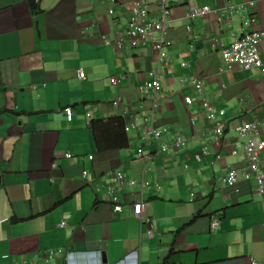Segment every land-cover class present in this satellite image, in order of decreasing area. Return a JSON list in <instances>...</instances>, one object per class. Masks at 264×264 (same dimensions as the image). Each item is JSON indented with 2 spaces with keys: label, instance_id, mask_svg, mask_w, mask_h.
Masks as SVG:
<instances>
[{
  "label": "crops",
  "instance_id": "1",
  "mask_svg": "<svg viewBox=\"0 0 264 264\" xmlns=\"http://www.w3.org/2000/svg\"><path fill=\"white\" fill-rule=\"evenodd\" d=\"M137 1L37 0L33 13L28 0H0V264L39 263L58 249L74 254L75 264H96V252L105 264L132 253L138 264H264V200L255 182L234 190L216 184L246 167L245 140L235 129L248 122L264 129V40L259 69L228 70L221 58L222 47L264 29V0L172 4L162 62L152 47L127 46ZM146 1L154 21L159 0ZM249 2L251 10L217 20L229 4ZM190 3L211 12L189 20ZM251 16L255 22L243 26ZM149 70L161 83L154 110L144 94ZM194 79L203 81L217 120L224 111L219 145L202 97L186 83ZM119 118L129 130L101 128L98 148L91 122ZM149 128L168 129L169 148L159 156ZM177 135L186 140L180 149L171 145ZM202 148L207 154L197 161ZM139 150L148 159H139ZM114 173L128 182L115 191L121 213L108 192ZM138 203L145 205L141 220L132 216ZM213 220L219 227L211 232ZM54 264L67 263L57 256Z\"/></svg>",
  "mask_w": 264,
  "mask_h": 264
},
{
  "label": "built area",
  "instance_id": "2",
  "mask_svg": "<svg viewBox=\"0 0 264 264\" xmlns=\"http://www.w3.org/2000/svg\"><path fill=\"white\" fill-rule=\"evenodd\" d=\"M111 4H116L119 0H106ZM183 5L181 0H159L156 4L157 17L154 21L149 19V14L151 11L150 4L146 0H138L131 12L127 22V27L124 32L125 40L128 43V47L135 49L138 47H152L159 57V62H162L164 57V45L166 40V34L171 28V5ZM188 12L186 17L189 20H195L196 18H202L208 15L211 10L208 7L199 8L191 3L186 6ZM254 7V2H249L244 5L239 4H229L226 7V13L221 12L217 20L220 21L223 18L230 19L233 15L240 13V11H249ZM109 14L112 11L109 10ZM255 22L254 18L251 16L243 21V26H250ZM190 27H186V31H190ZM103 42H107L105 37H102ZM264 40V29L251 31L245 33L242 37L236 39L227 47L221 48V58L226 69L231 70L234 66H237L243 71H249L251 69H259L263 66L261 60L259 46ZM115 45L120 48L122 46V41L119 40L115 42ZM182 67H187L186 63L181 64ZM148 81L144 85V94L151 99V107L154 110L157 107V100L161 92V83L159 80L158 73L153 70H149L146 73ZM78 77L84 79L85 75L82 70L79 71ZM192 89L202 97L201 104L206 110V119L212 122V133L214 142L219 145L226 130V124L223 121L224 111H219L218 115L220 120H217V115L214 112L213 106L207 101L203 96L204 83L200 79L186 80ZM118 102H114L118 105ZM184 102L187 106L192 105V99L190 97H185ZM66 118L69 122L73 120V111L71 108H66L64 110ZM129 128L125 127V131ZM146 135L151 136L153 139L159 142V149L156 152V156L161 155L166 152L169 148L168 143H165L164 138L169 134L168 129H155L149 128L145 129ZM235 132L240 139L245 140V154H246V167L239 173L234 169H230L228 173L217 179V187H226L228 189H236L240 181L244 183H249L254 181L256 184V194L264 200V129L260 124L256 122H248L239 125ZM186 144V140L177 135L172 139L171 145L180 149ZM207 154L206 148H202L200 152L196 155V160L200 161V155ZM232 155L237 156L238 152L232 150ZM137 157L139 159H148L145 157L141 150L138 151ZM70 158V155H67ZM92 160V157L89 158ZM86 174V172H84ZM126 179L121 173H114L110 176V184L108 186V192L110 195V202L114 205V212L121 213L122 206L118 203L115 196V191L125 185ZM193 196V195H192ZM132 216L138 219H142L145 213V205L142 203L133 204ZM144 223L147 224V234L152 237L154 233V227L151 225L149 219H144ZM65 223L62 222L60 227H64ZM219 224L217 220H213L210 225V231L214 232L218 229ZM57 256H62L67 264L74 263V254L66 252L64 250H50L44 252L39 256V263L22 261L17 264H54V260ZM97 258L96 264L102 263V254L99 252L94 253ZM133 261V264H138L137 253H132L126 258H124L119 264H129Z\"/></svg>",
  "mask_w": 264,
  "mask_h": 264
},
{
  "label": "trees",
  "instance_id": "3",
  "mask_svg": "<svg viewBox=\"0 0 264 264\" xmlns=\"http://www.w3.org/2000/svg\"><path fill=\"white\" fill-rule=\"evenodd\" d=\"M28 3H29V7L33 13H37L39 11V6L37 3V0H28ZM110 125H114L116 128L121 129L123 131V133L125 134L124 122L120 118L119 119H110L106 122H104V121H93V122H91L90 128H91V131L93 133V136H94V139H95V142H96V145L98 146V148H100V146L102 145L100 138H99L100 129L103 127L110 126ZM183 229L179 230L177 232V234H179Z\"/></svg>",
  "mask_w": 264,
  "mask_h": 264
},
{
  "label": "water",
  "instance_id": "4",
  "mask_svg": "<svg viewBox=\"0 0 264 264\" xmlns=\"http://www.w3.org/2000/svg\"><path fill=\"white\" fill-rule=\"evenodd\" d=\"M102 262H103V264H105L106 263V260H105V254L103 253V256H102Z\"/></svg>",
  "mask_w": 264,
  "mask_h": 264
}]
</instances>
